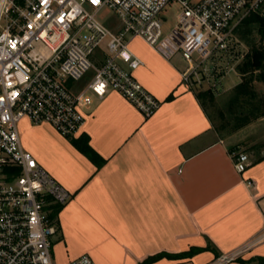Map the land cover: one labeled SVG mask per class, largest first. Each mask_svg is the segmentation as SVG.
Instances as JSON below:
<instances>
[{
    "label": "crops",
    "instance_id": "0c3cea01",
    "mask_svg": "<svg viewBox=\"0 0 264 264\" xmlns=\"http://www.w3.org/2000/svg\"><path fill=\"white\" fill-rule=\"evenodd\" d=\"M171 45L167 36L162 49L141 38L130 43L143 60L136 77L161 102L153 115L146 117L115 90L103 98L94 95L84 108L80 135L102 161L50 123L20 122L24 147L71 194L56 218V264L83 254L96 264H138L159 252L180 253L209 242L224 255L263 227L264 159L257 161L256 151L244 172L235 168L230 148L242 146L241 140L234 139L235 132L221 137L213 128L196 95L205 88L182 80L187 64L173 61L179 52L169 55ZM229 74L220 78L228 89L241 81L236 72L237 80L227 86ZM257 86L264 90L262 83ZM256 121L264 123V117L241 130L254 132ZM239 257L226 264H264V242ZM216 258L205 250L151 264H209Z\"/></svg>",
    "mask_w": 264,
    "mask_h": 264
},
{
    "label": "built area",
    "instance_id": "2783aa9c",
    "mask_svg": "<svg viewBox=\"0 0 264 264\" xmlns=\"http://www.w3.org/2000/svg\"><path fill=\"white\" fill-rule=\"evenodd\" d=\"M174 2L180 10L167 53L180 52L187 62L185 83L216 91L231 69L223 61L242 55L238 26L252 13L264 14V0H0V264H56L52 205L71 196L24 147L20 122L50 123L65 137H79L84 108L112 90L153 115L161 102L136 77L143 60L130 43L141 38L162 49V15ZM103 8L117 21H101ZM232 155L239 172L252 163L239 147ZM263 242L264 224L248 243L209 264L234 261ZM68 264L96 262L83 254Z\"/></svg>",
    "mask_w": 264,
    "mask_h": 264
},
{
    "label": "trees",
    "instance_id": "16d2710c",
    "mask_svg": "<svg viewBox=\"0 0 264 264\" xmlns=\"http://www.w3.org/2000/svg\"><path fill=\"white\" fill-rule=\"evenodd\" d=\"M237 33L247 46V51L237 64V71L241 76V81L234 86L231 95L224 106H217V114L210 112V106H216V92L211 89H204L196 92L197 98L209 116L213 128L221 137L228 136L253 121L264 117V90H259L258 83L264 85V14L252 13L245 18L238 26ZM70 141L91 159L98 162L102 159L99 154L90 146L89 139L85 134L79 137H68ZM260 145L257 148L259 158L264 159ZM237 146L230 148L232 153ZM101 161L99 163H101ZM64 204H53L52 218H57ZM205 250H212L216 257L220 256L218 250L211 242L205 247H191L187 251L180 253L159 252L148 256L138 264H151L161 258L171 259L191 258L195 254ZM236 260H242L238 257ZM184 264V263H177Z\"/></svg>",
    "mask_w": 264,
    "mask_h": 264
},
{
    "label": "rangeland",
    "instance_id": "374dc122",
    "mask_svg": "<svg viewBox=\"0 0 264 264\" xmlns=\"http://www.w3.org/2000/svg\"><path fill=\"white\" fill-rule=\"evenodd\" d=\"M180 10V5L177 2L169 4L163 15V34L164 36H167L171 30L174 28L175 24L177 23V18H178V12ZM98 18L105 22L107 25H110L114 22L117 21V16L114 14V12L109 9V8H103L98 12ZM239 36V35H238ZM239 49L242 52V55H240V58L238 60H234L231 58H227L226 60L223 61V63L230 62V71H229V77L226 79L225 84L227 86L233 84L235 80H237L238 76L236 75L237 71V64L240 62V60L243 57V54L247 51V46L246 44L242 41V44L240 45ZM240 52V53H241ZM180 53V52H179ZM177 54L173 57V61L176 62L179 65H186V61L180 56V54ZM233 56V55H232ZM225 65V64H224ZM222 79L221 82H219V88L216 89V106H210L209 110L210 112L214 113L215 115L217 114V106H224L227 100L229 99L231 95V91L234 87L232 88H225V85L222 84ZM259 90H262L259 86H257ZM260 123V124H259ZM251 127V126H250ZM255 129L254 132L250 131V128H245L244 130L239 129L238 131L235 132L236 136L234 137L235 140H241L239 143L242 145L239 147V149L246 151L252 158L255 156V153L257 151V148L262 145L264 142V139L262 137V131L264 128V123L263 122H257L255 124ZM55 237V236H54ZM53 237V240H54Z\"/></svg>",
    "mask_w": 264,
    "mask_h": 264
},
{
    "label": "snow or ice",
    "instance_id": "6c2138e0",
    "mask_svg": "<svg viewBox=\"0 0 264 264\" xmlns=\"http://www.w3.org/2000/svg\"><path fill=\"white\" fill-rule=\"evenodd\" d=\"M45 2H46V0H45ZM91 2H92L93 4H97V5H99V4L101 3V0H91ZM0 99H2V97H0Z\"/></svg>",
    "mask_w": 264,
    "mask_h": 264
}]
</instances>
